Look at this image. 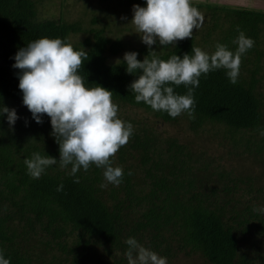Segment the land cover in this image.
I'll return each instance as SVG.
<instances>
[{"label": "trees", "instance_id": "16d2710c", "mask_svg": "<svg viewBox=\"0 0 264 264\" xmlns=\"http://www.w3.org/2000/svg\"><path fill=\"white\" fill-rule=\"evenodd\" d=\"M45 1L0 0V102L17 113L11 127L0 116V251L9 264H127L128 236L167 264H264V213L253 211L264 206V136L258 134L264 128V11L191 2L213 16L201 40L154 43L155 52L144 43L133 48L137 59H167L191 55L192 45L211 52L221 42L235 49L238 30L252 38L235 83L223 68L200 75L189 119L135 101L127 85L139 70L128 73L122 59L108 60L122 51L121 39L91 28L74 43L70 36L80 26L43 16ZM40 36L83 47L87 56L78 72L85 86L112 90L118 117L132 124L127 142L110 157L124 170L119 184L104 181L102 168L91 163L74 174L78 182L56 164L39 178L27 174L23 160L32 152L58 158L49 117L32 118L17 87L19 69L12 67L15 51ZM173 90L186 92L183 84Z\"/></svg>", "mask_w": 264, "mask_h": 264}, {"label": "clouds", "instance_id": "9594fccd", "mask_svg": "<svg viewBox=\"0 0 264 264\" xmlns=\"http://www.w3.org/2000/svg\"><path fill=\"white\" fill-rule=\"evenodd\" d=\"M131 10V24L152 52L155 50L150 46L154 43L164 46L192 37L193 27L198 29L203 22L202 13L191 0H145L143 5L133 4ZM233 43L235 49L216 42L211 52L192 45L191 55L174 53L167 59L154 54L137 59L135 50H126L122 55L125 71L137 73L139 70L127 87L134 93L135 101H143L170 117L186 113L191 119L195 107L192 93L202 73L206 75L210 70L223 68L229 82H236L241 55L254 41L238 30ZM85 56L87 51L83 47L74 49L59 36H40L13 54L12 67L19 69L16 75L21 102L37 123L42 122L41 114H47L51 134L58 144V158L37 151L24 158L26 172L32 178H39L54 164L67 168L66 174L74 182L79 181L74 174L87 170L90 163L102 168L104 181L113 185L119 184L125 174L121 166H113L110 157L127 142L133 132L132 124L118 117V106L111 99L112 90L97 83L85 86V78L78 72ZM181 84L186 92H175L173 85ZM0 116L9 127L17 119L15 108L2 102ZM258 134L264 136V128H259ZM127 174L131 175V169ZM100 186L105 185L102 182ZM61 187L58 184L57 191ZM253 211L264 213V206L254 207ZM124 243L127 264H167L166 257L145 247L133 236L126 237ZM0 264H9V258L2 251Z\"/></svg>", "mask_w": 264, "mask_h": 264}, {"label": "rangeland", "instance_id": "374dc122", "mask_svg": "<svg viewBox=\"0 0 264 264\" xmlns=\"http://www.w3.org/2000/svg\"><path fill=\"white\" fill-rule=\"evenodd\" d=\"M144 2L145 0H46L40 9L45 17H58L66 22L77 23L81 31L71 34L70 38L74 43H80L84 40L91 28L104 29L107 36L113 39L120 38L123 45L122 51L116 55L109 54L108 56L110 62H117L119 61L118 58L122 59V55L126 50H133L134 47L142 43L130 20L132 5H143ZM198 11L203 15V22L198 29H195V27L192 29L197 41L202 38L203 28H211L214 25L209 8L208 10L202 8ZM221 22H223L222 19ZM262 40L264 43V34H262ZM138 111L136 110V112ZM195 140L198 144L202 141L199 138Z\"/></svg>", "mask_w": 264, "mask_h": 264}, {"label": "crops", "instance_id": "0c3cea01", "mask_svg": "<svg viewBox=\"0 0 264 264\" xmlns=\"http://www.w3.org/2000/svg\"><path fill=\"white\" fill-rule=\"evenodd\" d=\"M191 2L217 6H237L241 8L260 9L264 11V0H191Z\"/></svg>", "mask_w": 264, "mask_h": 264}]
</instances>
